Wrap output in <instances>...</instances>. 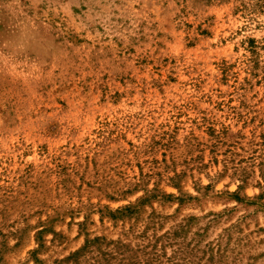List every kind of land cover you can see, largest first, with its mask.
<instances>
[{
  "label": "rangeland",
  "instance_id": "374dc122",
  "mask_svg": "<svg viewBox=\"0 0 264 264\" xmlns=\"http://www.w3.org/2000/svg\"><path fill=\"white\" fill-rule=\"evenodd\" d=\"M0 264H264V0H0Z\"/></svg>",
  "mask_w": 264,
  "mask_h": 264
}]
</instances>
